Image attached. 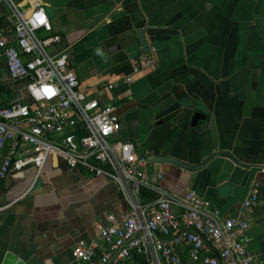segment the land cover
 I'll use <instances>...</instances> for the list:
<instances>
[{
    "label": "crops",
    "instance_id": "1",
    "mask_svg": "<svg viewBox=\"0 0 264 264\" xmlns=\"http://www.w3.org/2000/svg\"><path fill=\"white\" fill-rule=\"evenodd\" d=\"M41 1L51 28L39 35L54 38L50 53L68 52L91 96L114 106L117 137L136 144L152 177L163 174L164 189L195 190L224 216L246 220L247 248L264 263V0ZM0 32L14 42L4 2ZM145 54L154 57V67L133 72ZM129 75L130 82L106 87ZM23 85L10 78L0 55V96L18 100ZM194 112L206 118L192 125ZM219 150L246 166L222 156L195 171L163 162L169 156L198 164ZM251 192L254 200L245 205ZM0 207V264L7 252L24 264H75L74 244L95 240L98 225L125 204L107 178L49 158L40 174L28 165L0 179Z\"/></svg>",
    "mask_w": 264,
    "mask_h": 264
},
{
    "label": "built area",
    "instance_id": "2",
    "mask_svg": "<svg viewBox=\"0 0 264 264\" xmlns=\"http://www.w3.org/2000/svg\"><path fill=\"white\" fill-rule=\"evenodd\" d=\"M0 2L10 10L14 34L9 42L0 32V55L25 92L11 102L0 96V154L12 140L0 179L28 165L40 174L47 160L56 158L70 169L107 178L125 204L98 225L95 240L74 244L75 264H264L247 248L246 220L224 216L195 190L164 189L163 174L152 177L136 144L117 137L120 119L114 106L100 104L80 85L68 52H49L54 38L38 36L40 29L51 28L41 0ZM154 64L152 55H141L133 72ZM131 80V75L109 80L106 87ZM253 200L251 192L244 204Z\"/></svg>",
    "mask_w": 264,
    "mask_h": 264
},
{
    "label": "water",
    "instance_id": "3",
    "mask_svg": "<svg viewBox=\"0 0 264 264\" xmlns=\"http://www.w3.org/2000/svg\"><path fill=\"white\" fill-rule=\"evenodd\" d=\"M137 34H138V38L141 44V47L143 49V51H147L149 49L148 43L145 40V37L143 35L142 30H137ZM256 81V73H254V77H253V82L255 83ZM253 87L254 85H252L251 89L247 91L246 93V97H245V102H244V114L248 115L250 108H251V103H252V99H253V95H254V91H253ZM206 116L204 114H202L201 112H194L192 115V121L191 124L192 125H196L197 121L199 119H205ZM12 140L11 139H7L1 149V154H0V166L3 162V157L5 155H7L8 151H9V147L11 144ZM218 156H222V157H227L229 159H231L234 163L241 165V166H246V164H244L243 162H241L240 160H238L233 154H231L230 151L227 150H219V151H215L211 154H209L206 158H204L201 162H199L198 164H188L184 161H181L179 159L173 158V157H169L166 156L163 159V162H169L172 164H175L181 168H184L186 170L189 171H195V170H199L204 168L207 163ZM1 264H24L23 261L16 256L14 253L12 252H7L3 258V260L1 261Z\"/></svg>",
    "mask_w": 264,
    "mask_h": 264
},
{
    "label": "trees",
    "instance_id": "4",
    "mask_svg": "<svg viewBox=\"0 0 264 264\" xmlns=\"http://www.w3.org/2000/svg\"><path fill=\"white\" fill-rule=\"evenodd\" d=\"M154 195L152 193H148L147 194V197L150 198V197H153ZM141 264H144L143 262H141Z\"/></svg>",
    "mask_w": 264,
    "mask_h": 264
},
{
    "label": "rangeland",
    "instance_id": "5",
    "mask_svg": "<svg viewBox=\"0 0 264 264\" xmlns=\"http://www.w3.org/2000/svg\"><path fill=\"white\" fill-rule=\"evenodd\" d=\"M38 33V32H37ZM38 36L41 38V35H39V33H38Z\"/></svg>",
    "mask_w": 264,
    "mask_h": 264
}]
</instances>
